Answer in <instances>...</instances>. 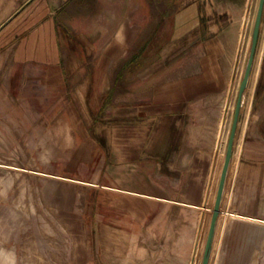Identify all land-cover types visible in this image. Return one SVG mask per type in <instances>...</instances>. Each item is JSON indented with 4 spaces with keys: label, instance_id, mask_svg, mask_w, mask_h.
Listing matches in <instances>:
<instances>
[{
    "label": "crops",
    "instance_id": "1",
    "mask_svg": "<svg viewBox=\"0 0 264 264\" xmlns=\"http://www.w3.org/2000/svg\"><path fill=\"white\" fill-rule=\"evenodd\" d=\"M253 3L0 0V101L63 99L60 130L87 149L71 176L90 186L91 264H202ZM248 86L213 248L221 223L262 220L264 41Z\"/></svg>",
    "mask_w": 264,
    "mask_h": 264
},
{
    "label": "rangeland",
    "instance_id": "2",
    "mask_svg": "<svg viewBox=\"0 0 264 264\" xmlns=\"http://www.w3.org/2000/svg\"><path fill=\"white\" fill-rule=\"evenodd\" d=\"M258 5L259 0H254L244 37L242 66L234 85L227 122L226 145ZM261 33L259 44L264 41V18ZM249 94L248 86L241 126L251 107ZM25 95L32 99L0 101V108L26 112V116H0V264H91L90 186L71 176L86 167L78 160L86 155L87 149L73 141V133L60 130L66 122L74 120L71 116L55 115L64 105L63 99L52 94L44 99L37 93ZM41 111L47 115H40ZM11 122H15V126ZM259 198L262 204L256 206L264 207V196ZM231 200L229 185L224 213ZM256 214L262 220L256 221L254 227H236L235 232L230 233V228L225 226L222 234L220 224L210 264H231L227 257L233 241L242 249V264H264V211ZM238 237H241L240 242Z\"/></svg>",
    "mask_w": 264,
    "mask_h": 264
},
{
    "label": "water",
    "instance_id": "3",
    "mask_svg": "<svg viewBox=\"0 0 264 264\" xmlns=\"http://www.w3.org/2000/svg\"><path fill=\"white\" fill-rule=\"evenodd\" d=\"M263 18H264V0H259L258 10H257L256 18H255L253 31H252L249 56H248L244 74H243L240 87H239L238 98H237L236 107L234 111V118H233L230 135H229V139L227 143L223 169H222V173H221V177H220V181L218 185L216 200H215L212 219H211V225L209 228L207 243H206L205 251L203 254L202 264H210V258H211V252L213 249L217 222L220 216L222 202H223L225 189L227 185V179L229 175V170H230L231 162L233 159L234 146H235V141H236V137L238 133L239 124H240L241 117H242V107H243L245 96H246V90L250 82L251 73L253 70L255 57L257 54V49H258L262 25H263Z\"/></svg>",
    "mask_w": 264,
    "mask_h": 264
},
{
    "label": "bare ground",
    "instance_id": "4",
    "mask_svg": "<svg viewBox=\"0 0 264 264\" xmlns=\"http://www.w3.org/2000/svg\"><path fill=\"white\" fill-rule=\"evenodd\" d=\"M247 89H248V87H247ZM246 93H247V90H246ZM214 208V207H213ZM221 213V212H220Z\"/></svg>",
    "mask_w": 264,
    "mask_h": 264
}]
</instances>
